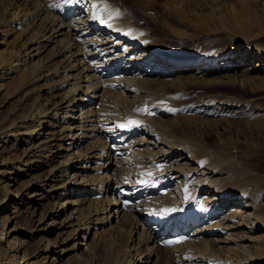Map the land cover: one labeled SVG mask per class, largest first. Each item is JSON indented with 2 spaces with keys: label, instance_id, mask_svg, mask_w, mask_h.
<instances>
[{
  "label": "bare ground",
  "instance_id": "obj_1",
  "mask_svg": "<svg viewBox=\"0 0 264 264\" xmlns=\"http://www.w3.org/2000/svg\"><path fill=\"white\" fill-rule=\"evenodd\" d=\"M252 1L256 6L243 13L230 6L227 15L213 10L214 16L241 32L261 29L264 0ZM0 6V31L12 24L10 44L0 40V264H264V186L243 167L251 153L244 147L264 134L254 140L227 121L231 114L250 124L264 113L223 101L191 106L194 112L181 118L165 107L144 116L139 95L140 87L170 95L166 89L184 93L187 85L263 91L264 52L226 35L228 49L174 53L136 36V28L122 25L128 17L105 0ZM106 91L123 109L98 113L94 104ZM144 187L146 195L170 191L122 204ZM193 210L196 219L185 224ZM168 221L190 238L162 246ZM118 232L122 246L101 256L104 233L119 238ZM215 233L223 237L211 239Z\"/></svg>",
  "mask_w": 264,
  "mask_h": 264
},
{
  "label": "rangeland",
  "instance_id": "obj_2",
  "mask_svg": "<svg viewBox=\"0 0 264 264\" xmlns=\"http://www.w3.org/2000/svg\"><path fill=\"white\" fill-rule=\"evenodd\" d=\"M247 1L242 2V0H215L211 2L210 0H105L106 4L111 10H113L114 12L120 11L119 14H123V19L125 17H128L129 21H131L129 22L130 24L123 22L122 25L136 28V36L141 37L142 39L145 38L148 40L156 41L159 46H161L162 48H168L171 52L181 53L189 56L211 53L217 50L222 51L224 49L230 48L231 46L227 41V36L234 37L239 41V45H243L248 48L254 47L257 51L264 52V27H261L260 29L258 25H254L250 27V30L241 32V30L237 29V27H234V25L230 22H227L226 27H223L224 24L219 21L216 16H214V11H217V14H226L228 11V7L230 6L235 8V10L239 11L240 13L244 12V8L251 9L252 6H256L252 0ZM243 3L252 4H248L249 6H245ZM253 16V14L249 15V17L251 18ZM11 26L12 24H5V27L4 25H2L0 31V40L5 41V43H7L8 45L10 44L9 42L12 39V36L10 35V33H7V29ZM0 47L1 49L5 48V46L3 45H1ZM199 66L202 65H195L193 67L195 68ZM184 87L186 88L184 93L180 92V89L175 87L166 89L167 91H169L170 95H165L161 91H158V94L156 93L157 95H150L149 92V94L143 93V88L140 87L139 95L140 100H142L140 101V106L143 111L141 112V115H144L145 113L144 116H149V113H151V111L153 110L171 108L174 110V115H177V112H181L179 115H177L179 116V118H181L184 117V115L192 114L194 112L190 109L191 106L197 105L199 103H207L215 107L217 105L219 106V104L221 105V102L223 101L228 103L230 106L241 105L252 109L256 108L255 110H257L260 115L264 113V90L254 93L250 91L249 88H242L238 84L214 85L210 88H200L201 86L188 85ZM104 93L105 94L101 95L102 98L98 99L97 103L94 104L97 105V107H100L98 113L102 112L105 115L108 110H110V108L112 109L119 107L118 109H123L124 104L115 102L118 101L119 98L115 99L114 97H112L111 99L109 92L106 91ZM19 96L12 98L10 101L14 104L18 99H20ZM183 103L194 105L185 107ZM114 104L116 106H114ZM145 107H147V112L144 111ZM227 117V121H229V124L233 127V129L235 128L234 130H244L243 132L254 136V140L257 139L256 137L260 133L264 134V118H262L261 116L256 118L250 124H247V121L239 117H234L231 114H228ZM243 123L245 124L244 126ZM246 125L248 129L246 128ZM213 138L214 137L212 135H209L208 138L206 137L207 141L211 145L214 144ZM257 141L258 140H256V142L253 144L251 143L249 147H244L246 151L250 150L251 153L248 155L249 158H247V156L245 157L243 161V167L244 169H251L253 171L251 174L252 177L255 179H258L257 177H259V179L261 180V183L259 185L264 186V139L260 142ZM112 162L113 164H111V166L109 167V173H113L114 170H116L115 160H113ZM104 163L107 164L108 162L104 161ZM99 173L102 172L100 171ZM102 193L104 195L98 198L105 197V193ZM235 206L236 205L233 204L230 205V207ZM219 216L220 214H217L215 218H213V222H215ZM99 225L100 223H97L96 227H99ZM198 225H200V223L196 224L194 227H197ZM141 226L139 227V229L142 230ZM98 229H100V227ZM217 234L218 233H215L212 236L210 235L211 239L213 237H223V235L218 236ZM116 235L120 239L116 238V236H111L104 233L103 241L101 242V247L99 246L98 251L101 252V256H104V254H106L107 252H109L110 254V252L122 246L125 236L123 234H120L119 232ZM217 245L218 244L215 243L214 252H218V247H216ZM106 247H108V249ZM215 248L217 250H215ZM84 249L85 247L82 248L81 252H83ZM83 255L85 258L88 257L86 256L87 254ZM156 261L157 260L155 259L153 262L156 263Z\"/></svg>",
  "mask_w": 264,
  "mask_h": 264
},
{
  "label": "snow or ice",
  "instance_id": "obj_3",
  "mask_svg": "<svg viewBox=\"0 0 264 264\" xmlns=\"http://www.w3.org/2000/svg\"><path fill=\"white\" fill-rule=\"evenodd\" d=\"M106 10H107V9H106ZM116 15H119V12H118V11L116 12ZM145 111H146V109H145Z\"/></svg>",
  "mask_w": 264,
  "mask_h": 264
}]
</instances>
